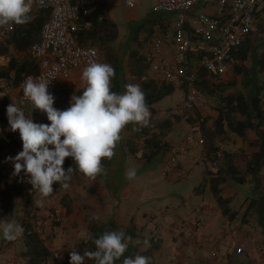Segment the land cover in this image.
I'll list each match as a JSON object with an SVG mask.
<instances>
[{
  "label": "rangeland",
  "instance_id": "obj_1",
  "mask_svg": "<svg viewBox=\"0 0 264 264\" xmlns=\"http://www.w3.org/2000/svg\"><path fill=\"white\" fill-rule=\"evenodd\" d=\"M133 7L128 8L125 5V0H117L114 2L109 10L108 14H111L112 20L117 24L120 31H118L117 39L111 44L113 52L118 58L119 61V82H120V92L122 93L124 85L133 83L138 84L135 80L131 79L127 73V54L130 47H136L139 52L143 55H146L150 51L151 43L154 39H160L167 42L171 36L172 28L176 16L172 14H153L152 10L154 7V0H132ZM160 17L163 21V27H159L160 24L154 26V32L148 34V32L142 29V25L148 18ZM136 34L137 43H132V38ZM250 44V53L248 58L241 64L245 67V73L237 74L232 64L228 65L227 71L219 76L217 79H210V82L215 85H220V87L226 88L225 94L232 92H243L247 98H250L253 95L254 87L256 85H261L264 82V72L260 71L258 68V59L264 48V22L258 20L254 23L249 36ZM98 50L99 59L97 62H110L103 56L101 51L96 46H91ZM83 70V69H82ZM82 73V72H81ZM148 76H151L148 74ZM81 78V75H80ZM175 91L167 96L166 98L155 103L156 113L150 118L148 125L153 128L152 132L157 134L158 140L160 141V150L158 156L151 162H145L144 160L135 159L141 164H154L158 163L156 169L150 171L155 179L165 182V178L159 175V164H166L170 154L175 151L178 147L182 146L185 142L186 136L192 132L198 125V123L189 122L188 118L196 117L199 114L202 117H209L211 119L215 118L217 112L215 107L217 106V100L214 96L206 95L202 93L201 102L194 107L193 109H188L184 106V92L179 84L174 82ZM84 88L83 81H79V84L75 86H67L65 88L54 89L52 94H56L54 107L60 109L62 105L69 106L71 96L82 91ZM1 97V96H0ZM12 102L10 97H7L5 110L8 104ZM264 103V97H263ZM32 110L26 111V115L33 117ZM39 113V112H38ZM44 116V115H43ZM7 120V117H4V120ZM198 120V119H197ZM37 123H42V118H36L34 120ZM212 120L209 121L208 126H211ZM135 123H129L122 130L121 133L125 131L124 137V146L128 150L127 142L133 144V146L143 149L144 151V138L140 135H137L134 131ZM5 138L8 143H10L9 149L0 155V165H2L1 175H0V187L3 185L10 184L13 180L14 174L13 164L10 160H7L6 157L16 155V145L11 138V130L7 124ZM255 135L252 131L247 133V136L244 139H236L232 136H227L221 140H218L216 143L219 145L221 151H226L234 155L235 166L239 169H243L245 164V157H249L256 148L249 144ZM204 149V146L201 147ZM203 151V150H202ZM129 152V151H128ZM130 154V153H129ZM131 155V154H130ZM189 164L193 167H197V171L202 176L198 186L196 182L198 178L195 174H192L189 177L188 173L193 168L185 169L179 177L171 180L166 189L170 192L169 199L176 200L177 203H180L181 200H185L187 203L186 207L181 206V208L187 213H193L196 204L203 203V199L207 202L205 198H213L214 203L215 197L213 196L209 181L211 177H218L220 181L219 189L224 198L228 199V205L232 212L236 213L237 216L234 220L228 221L225 219V224L229 226L232 225L231 237L232 244L230 252L232 255H235L238 260H232L228 264H264V232L262 228L257 223V217L254 212H251L249 215L243 214L246 206L249 201L258 193H264V173L258 177L259 186L256 185V182L252 178H247L248 181L245 184H237L230 179L228 175L222 173L224 169L225 159L221 156L215 160H210L206 155L200 154V148H198L195 154L189 155ZM64 167H73L75 169L74 163H68ZM143 166V165H142ZM182 166L179 163L174 167V169L181 170ZM219 171L221 174H218ZM79 171H74L71 174V180L69 181L70 187L68 189H63L59 187L58 184H54V193L50 195L56 204L51 205L52 210H59V206H64L65 202L72 205V202L75 200V197L79 194L81 186L89 188L91 191L93 189L90 184L95 181L96 185L100 187V182H96L97 177L90 178L86 177L83 174H78ZM197 173V172H196ZM181 177L180 181H177ZM98 180V179H97ZM197 186V187H196ZM196 187L197 192L205 191L206 188L209 189L205 194V198H201L194 194V188ZM92 193V192H91ZM89 193V194H91ZM88 194V195H89ZM179 197V198H178ZM33 200V198H31ZM32 202V201H31ZM145 207V205H143ZM147 208V206H146ZM167 206L161 204V201H156L154 206L155 211L158 213L160 218L157 219L154 225H161L160 219H163L166 214L170 215V208L167 210ZM219 210L220 207L217 204ZM32 210V206L26 203V199L22 197L15 199L14 213L11 220H15L24 215L26 211ZM91 208L87 210L89 215H91ZM92 220L90 222L105 223L100 222L98 219H94L91 216ZM159 221V222H158ZM89 222V221H88ZM89 222V223H90ZM166 222L165 220L163 221ZM107 223V222H106ZM60 225V224H59ZM52 224V226H59ZM60 227V226H59ZM58 228V227H56ZM64 227H60V232L52 233L50 237L44 239V241L49 240L53 245L50 246L49 250L54 253L56 260L54 263L47 262L46 264H69V253L71 249H76L78 251L77 245L79 239L77 235H73L72 232L66 233ZM80 231V230H78ZM53 232V231H52ZM3 238H0V243ZM134 243L139 255L146 256V252L141 253L140 250L143 244L139 243L138 237L134 239ZM241 248V252L237 253L236 250ZM151 251V250H150ZM153 251V250H152ZM79 252V251H78ZM149 252V250H148ZM226 253H229L228 251ZM148 257V256H147ZM218 257L214 258L217 259ZM211 260V259H210ZM149 264H154L152 260L149 259ZM178 264H184L179 263ZM222 263V260L218 262ZM226 264V263H225Z\"/></svg>",
  "mask_w": 264,
  "mask_h": 264
},
{
  "label": "trees",
  "instance_id": "obj_2",
  "mask_svg": "<svg viewBox=\"0 0 264 264\" xmlns=\"http://www.w3.org/2000/svg\"><path fill=\"white\" fill-rule=\"evenodd\" d=\"M117 0H97L92 13L84 16L79 21V29L74 32L76 39L84 46H96L103 56L110 62L115 69V75L111 81V90L120 92L119 82V61L111 44L118 37V27L113 22L109 15V7ZM30 20L23 25L13 24L14 30L11 37L4 43L0 42V155L6 152L10 143L5 138V130L8 121L6 116L5 105L7 95L5 93V81L11 80L13 86H17L23 75L36 72V65L30 58L29 54L18 60L12 57L9 53V48L13 47L20 52H28L30 46L39 39V34L42 25L48 19L49 12L39 10L31 5ZM85 23L89 27H84ZM160 24L163 27V21L160 17L148 18L142 25V29L146 30L148 34L154 32L155 25ZM249 36V35H248ZM248 36L243 40L242 44L233 52L230 63L237 74L245 73V67L241 64L244 62L250 53V44ZM132 43H137L136 34L132 38ZM135 47H130L127 54V73L129 77L135 80L145 93V100L149 107L151 116L156 113V109L152 107L153 104L171 95L175 91L174 83L159 81L152 76H148V66L146 63V56L141 54ZM258 68L264 72V48L258 59ZM11 73L13 75L11 76ZM218 74L208 73L203 69L199 70L198 89L210 96H214L217 100L215 110L217 112L215 118L202 117L199 114L196 117L188 118L191 123H198L202 130L204 137V149L202 154L206 155L210 160H215L220 156L225 159L224 169L222 173L228 175L232 181L237 184H245L248 177L252 178L256 185L259 186L258 177L264 173V82L254 87L253 95L247 98L243 92H232L225 94L226 88L220 87L210 82V79H217ZM183 90V87L180 86ZM80 91L78 94H81ZM56 97V94H53ZM45 115L42 112L34 111L33 117L42 118ZM7 117V116H6ZM198 119V120H197ZM212 120L211 126H208L209 121ZM153 128L149 125L139 126L135 124L134 131L137 135L144 138V148H137L130 142H127L129 153L138 160L151 162L154 160L160 150V141L157 134L152 132ZM252 131L255 138L249 143L256 148L249 157H245V164L243 169L235 166L234 155L232 153L221 151L217 141L227 136H232L236 139H244L247 133ZM68 163H74L71 158H66ZM111 158H105L102 161V166L105 169L110 164ZM2 165H0L1 175ZM218 174H221L217 171ZM218 177H211L210 190L219 205L222 215L228 221L236 218L237 214L232 212L228 203V199L224 198L219 189ZM31 190L32 186L22 181L20 174H16L10 184H4L0 187V218L5 220L11 219L14 213L15 199L19 197H26V203L31 204ZM66 213L70 212L69 203L65 202ZM254 212L257 217V223L264 232V193L256 194L248 203L243 214H250ZM21 223L25 229L23 240L25 250L21 256L25 258V264H46L47 262L54 263L56 257L53 252L46 246L44 239L36 229L35 217L31 215V211H26L23 216L15 219ZM91 220H89L90 222ZM88 222V234L99 236L105 231L123 230L127 235L133 239L129 241V246L124 253V256H132L139 254L134 239L137 238L136 228L134 226L122 227L114 221L107 223ZM80 254L83 251L94 250V244L87 240H81L77 245ZM121 257L115 264H122ZM59 264H63L59 262ZM85 264H93L90 259H85Z\"/></svg>",
  "mask_w": 264,
  "mask_h": 264
},
{
  "label": "clouds",
  "instance_id": "obj_3",
  "mask_svg": "<svg viewBox=\"0 0 264 264\" xmlns=\"http://www.w3.org/2000/svg\"><path fill=\"white\" fill-rule=\"evenodd\" d=\"M30 12L31 0H0V26L26 24ZM114 75L115 69L109 63H88L81 74L82 93L73 94L63 110L54 107L55 97L49 91L52 79L28 76L23 81V96L32 112L44 113L48 123H37L32 115L25 114L20 106L25 99L7 105L8 125L11 131H18L22 150L6 159L12 162L14 174L23 172L32 190L42 197L54 193V184L68 189L74 171L90 178L101 174L102 161L114 155L121 130L129 123L148 125L151 113L140 85L129 83L122 93L112 91ZM66 158L73 160L75 169L63 167ZM135 175V170L126 173L129 180ZM93 218L98 216L93 214ZM24 232L21 223L0 218V238L15 241ZM85 238L94 244V250L80 254L71 249L69 264H85L86 258L93 264H115L121 257L122 264H149V257L144 255L124 256L133 238L123 230L105 231L99 236L87 234ZM142 243L151 246L147 239Z\"/></svg>",
  "mask_w": 264,
  "mask_h": 264
},
{
  "label": "built area",
  "instance_id": "obj_4",
  "mask_svg": "<svg viewBox=\"0 0 264 264\" xmlns=\"http://www.w3.org/2000/svg\"><path fill=\"white\" fill-rule=\"evenodd\" d=\"M97 0H31V5L49 12L48 19L41 27L39 39L30 46L28 54L34 61L37 71L23 75L15 87L16 103L23 96V81L28 76L52 79L49 91L53 93L59 80L69 79L74 71L83 69L88 63L98 61L96 48L82 45L74 32L79 29L82 17L92 13ZM128 8L133 7L132 0H125ZM153 14H172L175 21L171 36L166 43L154 39L150 51L145 55L148 72L159 81L176 82L183 87L184 106L193 109L202 100L198 89L199 70L223 75L230 64L233 52L249 35L254 23L264 22V0H154ZM84 27H89L85 23ZM14 30L13 24L0 26V42H6ZM11 92L10 88L6 94ZM30 105L25 99L24 108ZM67 105H62L61 110ZM48 123L46 115L43 116ZM16 145V154L22 150L19 133L11 131ZM204 137L200 126L190 132L182 146L170 154L163 174L175 167L179 156L204 146ZM23 182L28 177L19 173ZM31 185V184H30ZM32 211L37 214L42 197L31 190ZM49 223L59 225L62 215L52 209L47 210ZM241 252V248L236 250Z\"/></svg>",
  "mask_w": 264,
  "mask_h": 264
},
{
  "label": "crops",
  "instance_id": "obj_5",
  "mask_svg": "<svg viewBox=\"0 0 264 264\" xmlns=\"http://www.w3.org/2000/svg\"><path fill=\"white\" fill-rule=\"evenodd\" d=\"M108 15L112 20L111 14ZM118 31H120L119 28ZM9 53L18 60L28 54V52L17 51L13 47L9 48ZM35 69L37 71L36 67ZM81 72L82 69L74 71L69 79L59 80L55 89L79 84ZM148 74L150 73L148 72ZM12 75L13 73H11ZM15 87L11 80L5 81L4 91L6 93V90L10 88L11 92L6 95L11 98L12 103H16ZM25 106L27 111L32 110L31 104ZM152 107L158 108L155 104ZM120 135L121 139L116 144L110 164L101 174L95 176L98 179L96 182H100V187L96 185L95 181L90 184L93 187L92 191L81 186L72 205L69 204V213H66L65 206H59L58 212L62 215V222L59 226L66 228L64 229L66 233L72 232L73 235H77L79 242L84 240L88 234V221L92 220L93 214L98 216L100 222L114 221L122 227L134 226L139 243L143 244L142 241L147 239L151 245L150 247L142 245L140 252H146L145 255L154 264H178V262L184 264H218L221 260L222 263L228 264L232 260H238L230 252L232 225L225 224L222 211L217 208L214 199L205 198V193L209 191V187L204 192L196 191L202 176L197 171V167L189 164L188 157L190 154H195L198 148L178 157L182 166L181 170L177 171L171 167L169 172L164 175L165 165L159 164V175L166 179L165 182H161L153 177V172H150L156 169L158 163L141 164V162L136 161L124 146L125 131ZM202 150L200 148V154H202ZM64 165H67L66 159ZM189 168H193L188 172L191 173L189 177L195 174L198 178L197 186L193 190L194 194L207 200L206 202L203 199V203H197L193 213H187L181 208V206L186 207L188 202L185 200L177 203L176 200L169 199L170 192L166 189L171 180L181 175L179 174L180 171ZM129 170L136 172L132 180L127 179L126 176ZM78 174L81 173L78 172ZM177 181L181 183V177ZM50 195L39 202L36 215L30 209L31 215H34L36 220V229L43 239L52 236L51 234L54 232H60V227L52 226L46 218L47 210L51 208V205L56 204L52 202L54 200ZM22 198L25 201L26 197ZM158 200L168 207L167 210L170 208V215L166 214L163 219L159 220L160 223L162 222L161 225L153 226L160 218L154 209ZM31 206L32 204H30ZM89 208L92 209L91 215L87 212ZM45 244L49 248L53 245L49 240H46ZM24 250L22 238L15 241L2 239L0 264H25V258L21 256ZM227 251L229 253H226ZM216 257L218 258L214 259Z\"/></svg>",
  "mask_w": 264,
  "mask_h": 264
}]
</instances>
